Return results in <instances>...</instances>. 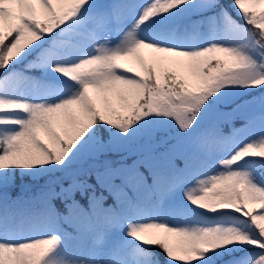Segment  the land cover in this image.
Instances as JSON below:
<instances>
[{"label":"snow or ice","instance_id":"obj_1","mask_svg":"<svg viewBox=\"0 0 264 264\" xmlns=\"http://www.w3.org/2000/svg\"><path fill=\"white\" fill-rule=\"evenodd\" d=\"M235 246L264 264V0H0V264Z\"/></svg>","mask_w":264,"mask_h":264},{"label":"rangeland","instance_id":"obj_2","mask_svg":"<svg viewBox=\"0 0 264 264\" xmlns=\"http://www.w3.org/2000/svg\"><path fill=\"white\" fill-rule=\"evenodd\" d=\"M230 3L231 2H229L228 0H224L225 7H227ZM250 95L251 94L244 93V92L227 93L221 98L220 103L222 104V106L225 109H228L229 106H231V107L233 106V103H235L237 99H238V101H237L236 104H242V103H245V102L249 101ZM31 177L32 176L27 175V174L22 173V172H17V173L14 174L15 182L19 183V184L27 183L29 181H31L32 183H35L36 181L34 179H31ZM44 179L45 178L40 179V180L43 181ZM218 218H220V217H218ZM220 219H217V220H220ZM250 251H253V249H250L248 247L235 246L231 250L219 251L217 253V256L220 257L225 252H228V253H230L232 255V257H234V261H230L228 264H235V260L238 258L237 255H239V257H241V256H244V255H247ZM212 260H213V256L209 258L208 264H213Z\"/></svg>","mask_w":264,"mask_h":264},{"label":"trees","instance_id":"obj_3","mask_svg":"<svg viewBox=\"0 0 264 264\" xmlns=\"http://www.w3.org/2000/svg\"><path fill=\"white\" fill-rule=\"evenodd\" d=\"M229 2H231V0H228ZM225 6V5H224ZM237 101H238V99L236 100V102L235 103H233V105H235L236 103H237ZM229 107H231V106H229ZM228 107V108H229ZM29 177V176H28ZM44 177H41L40 179H43ZM31 179H33L32 177H31ZM214 219H220V218H218V217H216V218H214ZM218 253V252H217ZM217 253L213 256V264H228L230 261H234V257H232V255L230 254V253H228V252H225L222 256H220V257H218L217 256ZM238 254V253H237ZM236 254V255H237ZM158 255H160L159 253H158ZM237 257H239V255H237Z\"/></svg>","mask_w":264,"mask_h":264}]
</instances>
